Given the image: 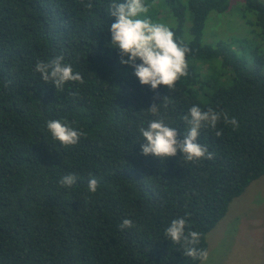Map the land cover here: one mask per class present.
Instances as JSON below:
<instances>
[{
  "label": "trees",
  "instance_id": "trees-1",
  "mask_svg": "<svg viewBox=\"0 0 264 264\" xmlns=\"http://www.w3.org/2000/svg\"><path fill=\"white\" fill-rule=\"evenodd\" d=\"M88 2L0 0V264H200L165 229L185 218L207 250L206 235L264 175V0H169L157 17L190 49L188 74L171 92L142 86L121 64L113 0H91V10ZM232 11L248 31L204 43L208 16ZM59 55L84 84L57 90L42 80L37 63ZM154 102L179 139L193 106L227 113L238 127L221 116L222 136L200 130L212 160L144 156L139 129L157 118L147 112ZM53 119L86 135L64 147L47 129ZM68 174L77 176L71 188L60 184ZM124 219L134 227L121 231Z\"/></svg>",
  "mask_w": 264,
  "mask_h": 264
},
{
  "label": "clouds",
  "instance_id": "clouds-1",
  "mask_svg": "<svg viewBox=\"0 0 264 264\" xmlns=\"http://www.w3.org/2000/svg\"><path fill=\"white\" fill-rule=\"evenodd\" d=\"M91 0L86 8H93ZM149 9L144 0H124V2H113L110 4V15L115 22L109 27L111 33V45L118 50L122 65L131 67L133 75L142 86H150L156 92L160 86H166L170 92L174 90L177 81L186 76L188 64L186 54L190 49L174 39V33L163 23H154L146 16ZM144 18H141V17ZM65 57L59 55L50 62L40 61L35 71L41 74L44 82L51 81L57 90H62L68 82H79L84 84V79L79 72H74L70 64L64 62ZM139 61V62H138ZM159 99V96L156 97ZM165 97L163 101H166ZM167 107V104H165ZM152 119L147 128L141 127L139 132L143 137L141 143V154L144 156H155L161 160L183 154V159L189 163H199L202 160L214 159V154L209 152L206 145L198 143V137L202 128H210L215 136L223 135L222 130H217V124L223 116L224 123L238 127L235 117H229L227 113H218L209 108L202 111L200 107L193 106L188 115L183 116L187 125V131L183 139H179L177 129L168 126L161 116L159 104L155 102L147 110ZM47 129L54 141L60 142L64 147L76 146L81 137L86 134L74 129L66 121L58 119L47 121ZM77 182L75 174H68L61 178L63 187L71 188ZM98 188V180L91 178L88 182V190L95 194ZM130 219H124L119 225L121 231L133 228ZM185 218H177L171 221L165 229V236L175 244H182L183 254L193 260L201 262L208 260V251L196 247L200 243V233L197 231L185 232Z\"/></svg>",
  "mask_w": 264,
  "mask_h": 264
},
{
  "label": "rangeland",
  "instance_id": "rangeland-1",
  "mask_svg": "<svg viewBox=\"0 0 264 264\" xmlns=\"http://www.w3.org/2000/svg\"><path fill=\"white\" fill-rule=\"evenodd\" d=\"M145 3L149 9L146 16L154 23L165 24L159 21L163 17L157 16L168 15L169 0H146ZM236 12L227 16L211 13L203 42L207 43L208 39L213 43L229 42L248 31ZM206 242L208 260L200 264H264V175L232 201L226 215L206 235Z\"/></svg>",
  "mask_w": 264,
  "mask_h": 264
}]
</instances>
